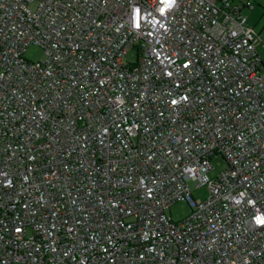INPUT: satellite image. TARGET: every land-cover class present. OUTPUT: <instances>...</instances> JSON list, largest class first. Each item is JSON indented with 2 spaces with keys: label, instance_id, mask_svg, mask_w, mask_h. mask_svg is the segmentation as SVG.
I'll list each match as a JSON object with an SVG mask.
<instances>
[{
  "label": "built area",
  "instance_id": "2783aa9c",
  "mask_svg": "<svg viewBox=\"0 0 264 264\" xmlns=\"http://www.w3.org/2000/svg\"><path fill=\"white\" fill-rule=\"evenodd\" d=\"M168 3L0 0V264H264L252 4Z\"/></svg>",
  "mask_w": 264,
  "mask_h": 264
},
{
  "label": "rangeland",
  "instance_id": "374dc122",
  "mask_svg": "<svg viewBox=\"0 0 264 264\" xmlns=\"http://www.w3.org/2000/svg\"><path fill=\"white\" fill-rule=\"evenodd\" d=\"M233 4H240L249 1L252 4V8L243 9V16L248 20V24L256 29L259 33L262 34L263 42L259 49L264 60V0H231ZM30 8L34 9V3L30 4ZM26 58L32 62H37L43 58V50L39 47L32 46L30 47L26 54ZM136 52L133 50L129 53L126 58L127 62H135ZM211 166L213 169L209 172V177L216 178L218 177L227 167L225 160L220 157H213L211 159ZM193 195L195 199H204L208 195V190L206 187H201L196 189L192 186ZM191 213V208L187 203H177L172 206L171 210L168 211V215L171 216L173 221L179 222L186 218Z\"/></svg>",
  "mask_w": 264,
  "mask_h": 264
},
{
  "label": "snow or ice",
  "instance_id": "6c2138e0",
  "mask_svg": "<svg viewBox=\"0 0 264 264\" xmlns=\"http://www.w3.org/2000/svg\"><path fill=\"white\" fill-rule=\"evenodd\" d=\"M174 2H175V0H170V3H168V4L166 5V7H171L172 4H173ZM160 11H161V13L163 14V11H164V10L161 9ZM140 12H141V9L137 8V9H136V13H137L136 26H137L138 28L141 26V22H140V20H139ZM148 15H151V13H149ZM257 220H258L259 222H261L262 224H264V221L260 220V217H257Z\"/></svg>",
  "mask_w": 264,
  "mask_h": 264
},
{
  "label": "clouds",
  "instance_id": "9594fccd",
  "mask_svg": "<svg viewBox=\"0 0 264 264\" xmlns=\"http://www.w3.org/2000/svg\"><path fill=\"white\" fill-rule=\"evenodd\" d=\"M262 221H264V219H261Z\"/></svg>",
  "mask_w": 264,
  "mask_h": 264
}]
</instances>
